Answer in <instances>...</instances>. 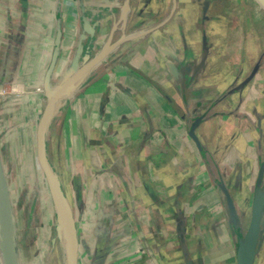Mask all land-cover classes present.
Here are the masks:
<instances>
[{
  "label": "crops",
  "instance_id": "0c3cea01",
  "mask_svg": "<svg viewBox=\"0 0 264 264\" xmlns=\"http://www.w3.org/2000/svg\"><path fill=\"white\" fill-rule=\"evenodd\" d=\"M115 41L74 75L86 71L44 134L77 264H236L264 191L256 0H0V264L6 251L11 264H65L64 216L36 153L44 82L56 88Z\"/></svg>",
  "mask_w": 264,
  "mask_h": 264
},
{
  "label": "water",
  "instance_id": "95a60500",
  "mask_svg": "<svg viewBox=\"0 0 264 264\" xmlns=\"http://www.w3.org/2000/svg\"><path fill=\"white\" fill-rule=\"evenodd\" d=\"M261 4L264 5V0H257ZM264 10V8H262ZM128 10V2L125 1L122 5L121 12L125 14ZM125 39V36L122 37ZM55 43H59V33H57L55 38ZM101 51V50H100ZM103 54L99 52L91 61H89L82 68L74 69L73 73L67 77L62 83H60L56 88H52L49 84L48 80L44 82V90L47 97L46 106L43 109V112L40 116L37 130H36V153H37V161L38 165L44 175L50 193L53 197L56 206L61 211L62 216H64V220L60 219V230L62 241L65 240V264H77V244H76V236L74 233L73 225L68 219V211L66 205L64 204V200L59 190V184L57 178L53 174L50 169L46 157H45V145H44V134L46 130V126L48 120L50 118L52 108L57 103L59 96L69 87V91L73 86H70V79L80 70V69H90L94 64H96L101 58ZM88 69V70H89ZM86 70V71H88ZM201 117H196L191 124V128L189 131V136L192 140L195 141L197 145L198 139L194 133L196 126L199 124ZM263 166L261 167L259 178L262 177ZM225 197L227 201V206L229 208L230 216L233 221H236V212L232 200L228 194L225 192ZM264 208V191H257L252 199L250 205V218L248 227L243 238L240 240L237 253H236V264H253L255 255L257 252V247L259 244V235H260V226L264 222L263 215ZM64 222V225L62 224ZM6 264H11V258L6 251Z\"/></svg>",
  "mask_w": 264,
  "mask_h": 264
},
{
  "label": "bare ground",
  "instance_id": "6f19581e",
  "mask_svg": "<svg viewBox=\"0 0 264 264\" xmlns=\"http://www.w3.org/2000/svg\"><path fill=\"white\" fill-rule=\"evenodd\" d=\"M256 2H257V4L261 7V8H264V5L263 4H261L259 1H257L256 0ZM262 13V12H261ZM136 35V34H135ZM121 36V35H120ZM134 36V35H133ZM129 38H131L130 36H129ZM117 39V38H116ZM117 41V40H116ZM112 42V43H110V45L108 46V48L106 49V48H103L100 52H101V54H103V56H102V58L104 57V56H106V55H108L115 47H116V45H117V43L118 42ZM111 57V56H110ZM101 58V59H102ZM109 59V58H108ZM107 61V60H106ZM89 69V68H88ZM87 69V70H88ZM84 71V70H83ZM86 72V71H85ZM85 72L83 73V75L81 76V77H77V76H74L73 78H71L70 79V86H75V85H78L79 84V82H81V80H82V78H83V76H84V74H85ZM69 87L67 88V89H65V93H67L69 90ZM60 97V96H59ZM58 222V221H57ZM64 225V224H63ZM64 242H65V240H64ZM64 242H62L61 244H60V247H59V250H62V252H63V249H65V246H64ZM63 254H65V251H64V253ZM59 258V257H58ZM58 260V259H57ZM56 262V261H55Z\"/></svg>",
  "mask_w": 264,
  "mask_h": 264
},
{
  "label": "rangeland",
  "instance_id": "374dc122",
  "mask_svg": "<svg viewBox=\"0 0 264 264\" xmlns=\"http://www.w3.org/2000/svg\"><path fill=\"white\" fill-rule=\"evenodd\" d=\"M248 210H250V205H249ZM248 210H247V214H248ZM263 219H264V217H263ZM261 232H262V234H261ZM259 237H261L262 240H261V244H259L260 245L259 248L257 249L256 255H255L256 258H255L254 264H264V222L260 226V235H259Z\"/></svg>",
  "mask_w": 264,
  "mask_h": 264
},
{
  "label": "flooded vegetation",
  "instance_id": "af4514ba",
  "mask_svg": "<svg viewBox=\"0 0 264 264\" xmlns=\"http://www.w3.org/2000/svg\"><path fill=\"white\" fill-rule=\"evenodd\" d=\"M122 5H123V3H122ZM122 5H121V6H122Z\"/></svg>",
  "mask_w": 264,
  "mask_h": 264
}]
</instances>
